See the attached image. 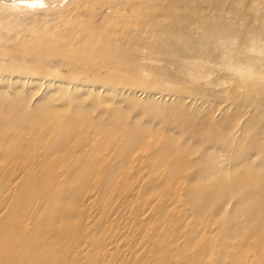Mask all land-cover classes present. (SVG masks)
<instances>
[{
	"label": "rangeland",
	"instance_id": "obj_1",
	"mask_svg": "<svg viewBox=\"0 0 264 264\" xmlns=\"http://www.w3.org/2000/svg\"><path fill=\"white\" fill-rule=\"evenodd\" d=\"M0 99L37 112L17 125L26 128L17 152L0 141V168L12 170L6 205L23 207L14 214L82 215L92 238L122 235L104 264L175 250L171 264L216 260L197 243L220 242L234 220L208 210L220 198L230 212L264 188V0H0ZM62 122L95 144L133 137L170 150L154 165L138 148L122 168L113 152L76 151L100 162L29 170L32 153L50 148L44 132ZM218 166L229 173L201 172ZM12 249L0 264H18Z\"/></svg>",
	"mask_w": 264,
	"mask_h": 264
},
{
	"label": "bare ground",
	"instance_id": "obj_2",
	"mask_svg": "<svg viewBox=\"0 0 264 264\" xmlns=\"http://www.w3.org/2000/svg\"><path fill=\"white\" fill-rule=\"evenodd\" d=\"M141 1L148 2V0ZM120 16L123 15L120 14ZM7 114L11 116V120L5 119L4 115L6 116ZM36 114V111L30 110L29 105L24 106L0 99V141L12 143L11 146L14 148V152H17L20 136L26 129L17 125L22 122H32ZM99 128V124H96L92 127L89 126L87 131L96 135L99 133L98 130L100 131ZM44 133L45 136L48 133L52 135L50 137L52 141L50 148L42 157L38 152L32 153L29 170L33 168V165L50 166L52 168L73 165L74 167L82 166L88 169L96 164L98 165V162H100V160L95 159L93 161L89 159L82 160L81 157L75 155L76 151H80L82 157L87 154H101L103 152L104 154H109L113 152L112 156L121 157L119 168H122V166L134 163V152L138 148L147 151V156L148 158L150 157L148 164L154 165L158 163L159 157L163 156L161 154L170 150L167 146L158 149L152 148L149 144L140 146L137 139L133 137H129L128 142L116 143L111 146L101 143L95 144L92 143L91 137L84 139L85 136L82 135L83 133L78 125L74 123L62 122L53 128H49ZM71 142L75 143L74 146L71 145ZM10 169L8 168L3 175V171L0 168V195L4 199L2 206L6 207V213L0 217V254L10 253L13 250L12 247H15L16 255L13 256V259L18 264H104L106 259H114L121 248L120 239L122 235L115 234L105 239L101 237L92 238L90 224L84 220L85 217L82 215L80 217V215L14 214V211L18 210V208L22 210L23 207L17 202L12 205H6L10 200L7 182V175L12 172ZM114 170L115 168L112 167L111 171ZM201 172L209 174L210 178L222 172L229 173L224 166H218L217 168L207 167ZM245 181L248 183L247 180ZM218 183L212 182L208 185L200 186V193L203 196L208 195L209 191ZM5 191H7L6 194ZM254 192L249 197L240 196V208H234L230 212L228 207L231 201L220 198L216 200V206L212 210L209 209L208 213L223 220L228 215H231L234 220V226L222 232L223 237L220 242L215 238H210L207 244L200 245L197 243V251L202 255L216 256V260L219 257L228 258L231 263L234 262L236 264H264V247L260 246L262 245L260 244V238H264V188ZM255 195L259 197L257 198ZM78 196L79 193L75 192L74 197L78 198ZM241 211L247 217L245 221H240L237 217ZM246 231L253 232L254 241L248 242L243 238V233ZM174 245H177V243ZM113 249L114 251H112ZM161 254L163 256L161 255L160 257H157L158 255L156 254L151 257L150 255L145 256L140 262L149 264L164 260L166 264H171L169 260L171 259L172 261L176 250L171 253L165 251ZM125 260L126 258L123 259L121 264H127ZM216 260L198 263L213 264Z\"/></svg>",
	"mask_w": 264,
	"mask_h": 264
}]
</instances>
